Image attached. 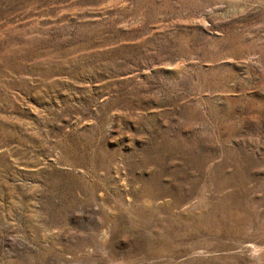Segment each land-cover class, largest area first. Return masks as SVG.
I'll list each match as a JSON object with an SVG mask.
<instances>
[{"label": "rangeland", "instance_id": "1", "mask_svg": "<svg viewBox=\"0 0 264 264\" xmlns=\"http://www.w3.org/2000/svg\"><path fill=\"white\" fill-rule=\"evenodd\" d=\"M0 264H264V0H0Z\"/></svg>", "mask_w": 264, "mask_h": 264}]
</instances>
